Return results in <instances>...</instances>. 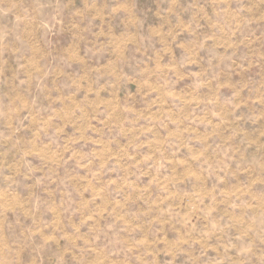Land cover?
<instances>
[{"label": "rangeland", "instance_id": "374dc122", "mask_svg": "<svg viewBox=\"0 0 264 264\" xmlns=\"http://www.w3.org/2000/svg\"><path fill=\"white\" fill-rule=\"evenodd\" d=\"M152 1L0 0V264H264V5Z\"/></svg>", "mask_w": 264, "mask_h": 264}, {"label": "crops", "instance_id": "0c3cea01", "mask_svg": "<svg viewBox=\"0 0 264 264\" xmlns=\"http://www.w3.org/2000/svg\"><path fill=\"white\" fill-rule=\"evenodd\" d=\"M136 2H135V5H137L138 3H140L141 2V0H135ZM164 1L165 0H153L152 2H153V6L154 7H156V10L157 9H159V7H161L162 5H163V3H164ZM181 2H180V4L182 5V1H185V2H187L188 0H180ZM202 1L203 0H196V5H198V3H199V6H201V3H202ZM233 1V3L231 2V4H233L234 6H236V5H240V3H241V1L242 0H232ZM244 1V0H243ZM184 3V2H183ZM264 5V0H260V2H259V5ZM134 5V6H135ZM132 34L133 33H131V34H128V36H130L128 39H127V41H129L130 39H132Z\"/></svg>", "mask_w": 264, "mask_h": 264}]
</instances>
